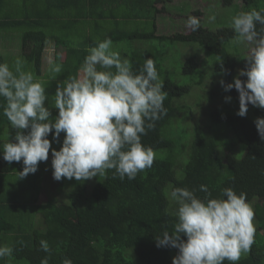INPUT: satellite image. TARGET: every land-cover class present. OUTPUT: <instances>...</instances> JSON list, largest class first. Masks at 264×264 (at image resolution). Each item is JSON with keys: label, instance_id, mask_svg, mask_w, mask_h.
Wrapping results in <instances>:
<instances>
[{"label": "trees", "instance_id": "obj_1", "mask_svg": "<svg viewBox=\"0 0 264 264\" xmlns=\"http://www.w3.org/2000/svg\"><path fill=\"white\" fill-rule=\"evenodd\" d=\"M241 1L240 7L222 2L235 6L233 23L223 16L217 23L196 22L189 33H163L160 14L172 0H95L105 17L95 26L83 20L91 15H78L79 25L98 30L79 47H67L60 70L70 87L62 131L49 128L57 151L42 154L36 147L34 154L43 157L33 167L24 158L26 141L34 145L25 126L36 125L29 116L38 114L41 98L4 81L0 72V126L23 133L0 144V184L20 182L15 196L0 194V264H264V0ZM71 5L64 0L56 8ZM109 6L119 9V19L106 13ZM173 7L174 16H183L184 4ZM18 22L0 19L5 26ZM244 29L262 52L237 82L241 47L234 43ZM43 41L27 58L39 69ZM133 41L140 43L135 49ZM111 43L125 44L117 51ZM184 44V60H163ZM3 65L0 55V71ZM89 67H96L94 74ZM197 86L203 94L188 102ZM119 100L124 110L115 105L111 119L99 124L112 150L94 152L92 171H81L67 146L86 133L81 114L100 116ZM202 103L210 105L193 123L194 105ZM90 140L99 147L94 135ZM44 175L61 190L72 185L68 202L51 196L40 203Z\"/></svg>", "mask_w": 264, "mask_h": 264}, {"label": "rangeland", "instance_id": "obj_2", "mask_svg": "<svg viewBox=\"0 0 264 264\" xmlns=\"http://www.w3.org/2000/svg\"><path fill=\"white\" fill-rule=\"evenodd\" d=\"M223 0H172L170 3L171 5L174 4L175 6H178L179 4H184L186 6V9L183 13V16H170L168 18V14L164 13L162 15L164 21L159 22V29L163 33H172L177 31L189 33L191 28L196 24V22H213L215 20V23H217V19L219 17H228L230 19V22H234V18L236 16L235 12V6L230 5L228 7L222 6ZM233 3L240 5L242 4L241 0H233ZM174 11V7L171 8ZM177 9V8H175ZM193 9H198L201 11V14L195 15L192 11ZM175 12V11H174ZM234 13V14H233ZM189 17V19H188ZM172 18H174V23L172 21ZM171 19V20H170ZM187 19V22L185 21ZM164 22H169L168 24ZM174 24V25H173ZM128 29H134L136 28V24L129 23L127 24ZM219 25L215 27V29H218ZM26 31V27H15L7 30H1L0 36H3L4 38H8L5 41L9 42V47L12 48V50H15L17 53H15L14 57L6 58V63H11V66L16 68L18 71H24V72H33V66L29 64L27 66L26 59L21 56L19 53V45L18 42L20 41V44H23V32ZM53 33L57 35H62L61 33H58L56 30H50ZM51 32V33H52ZM68 35V33H67ZM76 36V32H73V34L70 35V38L73 39ZM236 40H233V42ZM132 46L131 48H136L140 45L139 41H133L129 42ZM126 43L125 49L128 50V44ZM125 44V43H124ZM124 44L121 43H111L110 47L112 50L121 51L120 47H123ZM235 46L241 47V62L240 65L237 67V70L235 72V81H239L242 71L244 68H248L250 66H254L256 63L260 61V54L262 52V45L260 42L256 39V37L249 31L245 30L243 31V35L240 37L238 41L234 43ZM64 47V46H62ZM59 46V48H62ZM197 47V46H196ZM130 48V49H131ZM198 48V47H197ZM53 50V52L56 49L55 42H48V48L47 51ZM176 47L171 48V50H168L169 56H164L163 60H169V65H175L180 60H184L185 56V44L180 46V52L176 53ZM65 51V47H64ZM182 53V54H181ZM18 54V55H17ZM17 55V56H16ZM65 55V54H64ZM11 56V54L9 55ZM200 57L204 58V53H200ZM62 60L51 64L45 63V73L46 75H43V80L41 81H32L27 82V89L24 90V92H28V89H33L35 92H37L41 98L40 106L36 108L38 111L37 113L30 114V117H32V122H34L31 130L30 135L34 138L33 144L30 141H26L28 143L29 149L26 147V145H23V150L25 151V163H27L29 166L33 167L34 165H39V159L43 156H36L34 149L36 147L39 148V152L45 153L48 152H56L57 151V143L58 141L54 140V136H51L52 131H50L49 128H55L58 132L62 131L61 128V121L63 122L65 120V107L68 105V102L66 101L68 98V92H69V83L68 79L64 78L63 75L60 74V70L65 67V64L63 63L64 58L59 59ZM23 62L25 63V67L23 68ZM96 67H89L87 69H90V74L95 73ZM35 73V71H34ZM33 73V74H34ZM28 74V75H30ZM73 74V73H71ZM72 76V75H71ZM91 76V75H90ZM81 78V77H80ZM82 79V78H81ZM86 79V77H85ZM220 79V78H219ZM205 90H206V85ZM202 87L197 86L194 89H192L191 94L188 97V102H194L198 100V95L203 94V90H201ZM35 89H39V91H36ZM122 90V89H121ZM121 90L118 91L117 96L121 95ZM75 93H77L78 89L72 90ZM44 96H43V95ZM74 97V96H71ZM120 98V97H119ZM139 97L133 96V102L140 101L141 99ZM205 100H208L204 97ZM18 100V99H17ZM143 101V99H142ZM121 100L118 102H111L106 108L103 113H101L100 116L93 115L90 111L86 110L84 111L81 116L86 119V124L89 126L86 127V133H84L83 138L79 139H72V141L67 142V146L69 147L70 157L73 163V165L76 166V168H80L81 171H92V166L90 165V157L95 158V155H104L103 153L110 152L112 150V144L109 141H106L104 139L106 133H104L103 130H100V126L104 125V122L107 121V119H111V116L113 115V112L115 111V105L118 106V108L123 111L124 107L122 108V104L120 103ZM208 102V101H207ZM144 103V101H143ZM145 104V103H144ZM209 103H202V106H196L194 105L195 111H194V118L191 119L193 123L196 122L197 118L202 114H205V107H207ZM210 105V104H209ZM22 110V109H21ZM19 110V113L20 111ZM119 111V112H121ZM24 112V111H23ZM22 113V112H21ZM90 119V120H89ZM45 130L46 134H42V131ZM23 134L22 131L12 126L3 125L0 126V144L4 141H7L8 139H12L15 137V139H22L20 135ZM95 136L98 141V146L94 145L92 140L89 141V139L92 136ZM69 144V145H68ZM4 147V146H2ZM100 148V149H99ZM51 149V150H50ZM53 149V151H52ZM32 150V155L30 151ZM99 150V151H97ZM97 151V152H96ZM47 152V153H48ZM94 152H96L95 155ZM102 157V156H100ZM24 160V159H23ZM70 162V166L71 163ZM47 164L49 162H46ZM50 165V164H49ZM27 168V166H26ZM48 172H52L51 170H48ZM50 180V182L48 181ZM45 180V191L42 192L41 198L42 201H46L49 199L50 196H54L61 200L60 202H68L69 201V194L72 190V185L65 184L62 187V190L60 187H57L56 181H54L53 176H50ZM49 189L52 191L50 192ZM65 192V194L63 193ZM65 196V197H64ZM64 198V199H63ZM63 199V200H62ZM237 232V231H236ZM5 253L7 254V258H9V254H11L12 246L9 242L6 245Z\"/></svg>", "mask_w": 264, "mask_h": 264}, {"label": "crops", "instance_id": "obj_3", "mask_svg": "<svg viewBox=\"0 0 264 264\" xmlns=\"http://www.w3.org/2000/svg\"><path fill=\"white\" fill-rule=\"evenodd\" d=\"M61 1L0 0V19L19 20V22L17 23L18 25L16 24L15 26L13 24L8 26L0 24V33L1 30L11 29L17 26L26 27V31L23 32V44L21 45L20 41L18 42L20 49L18 54H21V56H23L26 59L25 61L28 63L27 66H29V64L33 66V72H31V74L30 72L18 71L16 70V68L11 66V63H6L5 61L6 58L10 59V57H14L15 53L17 52L15 50H12L11 47H9L10 45L9 42L5 41L8 38H4L3 36H0V55H2V58L4 60L3 69L0 71L2 74V79L4 81L9 82V84L16 86L22 92H24V88L27 87V82L43 80L42 76L46 75L45 63L51 64L53 62L55 63L59 61L62 62V60H59L62 58H64L65 60L67 55L66 53L67 47L68 46L79 47L80 42H82V40H85V36H87L86 34L95 30L96 28L95 22H98L100 19L105 17L103 12L99 10L97 6L94 5L95 0H69V2L72 3L70 7L68 6L64 10H58L56 7L59 6ZM166 8L167 9H165V11H163V13L160 14L161 16L164 13H166L168 14V18H170V16H173L175 14V12L170 8V6L167 5ZM104 9L106 10V13L109 16H111L112 14H116L115 17H117L118 19L121 17L119 16V9L116 6H112V7L109 6ZM85 14H89L92 17L88 16L86 19L83 20L91 21V23L95 25L94 27H91L90 25L82 26L78 24L77 18H81L78 17V15H85ZM33 17L38 19V21H36L37 22L36 24L30 22ZM70 19L75 20V22H72L68 25L67 21ZM100 24L102 23L100 22ZM122 26L127 28L126 23L124 22ZM50 30H56L58 33H61L62 35H57ZM96 30H98V28H96ZM73 32H76V36L75 38L71 39L70 35L73 34ZM43 35L45 39L44 41H43ZM42 41L45 42V45L42 54L41 67L39 69L35 61L28 60L27 58H29L28 56L34 55L37 52V50L40 49V47L43 44ZM48 42H55L56 49L54 52L52 49L50 51H47ZM59 46L61 47L64 46L65 51H64V47L60 49ZM10 54L11 56H9ZM23 64H24L23 65L24 68L25 63L23 62ZM8 87H10V85ZM25 129H26L25 133L27 134L31 133L32 128L30 126H25ZM52 156L50 154V156L48 157L52 158ZM46 177L47 176L44 175L43 180L41 182L43 187L40 192V198H39L40 203L41 202L45 203L49 200L48 199L46 201H42L41 198L42 192L45 191L44 184ZM17 184H20V182L19 183L17 182L16 184L14 180L11 181L9 180L8 183L6 181L2 182V184H0V194L2 193V195L5 194L8 196H15V193L17 192L18 188L15 189V187L13 186ZM49 191L51 192L52 190L49 189Z\"/></svg>", "mask_w": 264, "mask_h": 264}, {"label": "clouds", "instance_id": "obj_4", "mask_svg": "<svg viewBox=\"0 0 264 264\" xmlns=\"http://www.w3.org/2000/svg\"><path fill=\"white\" fill-rule=\"evenodd\" d=\"M245 30H247V31H249V32H251L250 30H248V29H244L243 31H245ZM243 31L241 32V35L239 36V39H240V37L243 35ZM252 33V32H251ZM253 34V33H252ZM254 35V34H253ZM255 36V35H254ZM260 57H261V55H260Z\"/></svg>", "mask_w": 264, "mask_h": 264}]
</instances>
